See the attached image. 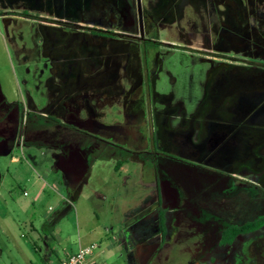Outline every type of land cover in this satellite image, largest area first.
<instances>
[{
	"label": "flooded vegetation",
	"instance_id": "obj_1",
	"mask_svg": "<svg viewBox=\"0 0 264 264\" xmlns=\"http://www.w3.org/2000/svg\"><path fill=\"white\" fill-rule=\"evenodd\" d=\"M180 23L203 68L177 97L156 90L155 49ZM0 28L19 71L18 99L0 75L1 155L48 150L69 196L102 155L150 167L160 241L175 228L196 264H264V0H0Z\"/></svg>",
	"mask_w": 264,
	"mask_h": 264
},
{
	"label": "rangeland",
	"instance_id": "obj_2",
	"mask_svg": "<svg viewBox=\"0 0 264 264\" xmlns=\"http://www.w3.org/2000/svg\"><path fill=\"white\" fill-rule=\"evenodd\" d=\"M181 27L184 35L179 37ZM171 30L174 33H168V40L176 48L155 49L167 71L160 73L156 90L180 97L198 84L203 63L195 60V44L187 41L188 27L180 23ZM1 31L0 28L3 92L8 100L18 99L15 78L11 79L14 73L19 75L18 66ZM44 121L38 114L31 116L28 128L43 129ZM15 157L17 162L12 161ZM107 157L102 155V160L94 164L81 189L71 186V208L65 212L68 206L63 209L62 198L67 191L56 182L60 173L54 171L48 150L27 143L10 155L0 154V264H56L66 252L74 253L79 246L91 243L100 246L92 255L94 261L127 264L125 248L119 240L124 230L136 241L128 244V255L134 260L138 255L140 264H196L193 251L187 252V247L192 250L194 246L192 239L175 241V228L164 241L158 238V219L149 215L156 205L152 201L144 203L151 186V168L136 166L116 172ZM153 246L159 248V259L149 258Z\"/></svg>",
	"mask_w": 264,
	"mask_h": 264
},
{
	"label": "built area",
	"instance_id": "obj_3",
	"mask_svg": "<svg viewBox=\"0 0 264 264\" xmlns=\"http://www.w3.org/2000/svg\"><path fill=\"white\" fill-rule=\"evenodd\" d=\"M99 248L97 243L79 246L76 252L65 254L56 264H100L92 259L94 251Z\"/></svg>",
	"mask_w": 264,
	"mask_h": 264
},
{
	"label": "crops",
	"instance_id": "obj_4",
	"mask_svg": "<svg viewBox=\"0 0 264 264\" xmlns=\"http://www.w3.org/2000/svg\"><path fill=\"white\" fill-rule=\"evenodd\" d=\"M17 160H18V158L15 157V158H13L12 161H13V162H17ZM54 171L60 173L59 177L56 179V182H57L59 185L62 186V184H61V179H62V177H63V171H62L61 168L58 167V166L54 167ZM36 198H37V197H34V198H33V201H35ZM72 198H73V197L69 196L68 194H67L65 197L62 198V200H63V209H64L65 206H68V208H67V210H66L65 212H67V211L71 208ZM69 205H70V207H69ZM49 210H51L50 207H49ZM65 212H63V213H65ZM63 213H62V214H63ZM62 214H61V215H62ZM67 253H69V252H66L65 254H67ZM44 257H45V259H47V255H45Z\"/></svg>",
	"mask_w": 264,
	"mask_h": 264
}]
</instances>
